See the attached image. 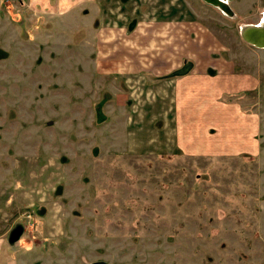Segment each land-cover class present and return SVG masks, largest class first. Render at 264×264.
Segmentation results:
<instances>
[{
	"label": "rangeland",
	"instance_id": "1",
	"mask_svg": "<svg viewBox=\"0 0 264 264\" xmlns=\"http://www.w3.org/2000/svg\"><path fill=\"white\" fill-rule=\"evenodd\" d=\"M94 3L0 1V264H264V49L240 36L264 0ZM204 54L258 79L257 143L245 130L235 158L185 156L176 78L154 79Z\"/></svg>",
	"mask_w": 264,
	"mask_h": 264
},
{
	"label": "crops",
	"instance_id": "2",
	"mask_svg": "<svg viewBox=\"0 0 264 264\" xmlns=\"http://www.w3.org/2000/svg\"><path fill=\"white\" fill-rule=\"evenodd\" d=\"M95 1L92 0L93 4ZM20 2L22 7L18 13L25 11L33 13L36 10L41 14L40 16H48L52 13L65 16L74 11V8H80L85 0H22ZM199 36H201L198 40L199 45H202L201 41H203V44H206L205 48L208 49L207 43L211 41V34L202 30ZM208 59V55L204 54L202 58L204 63L200 64L193 60L196 65L190 73L173 77L177 79L173 81L174 88H171L170 92L167 91L172 100L170 109L172 112L169 117L175 126L178 148H181L185 156L235 158L241 154L240 151H232V149L245 130H251L249 139L257 143L256 136L261 125L260 113H255V109L260 107L258 79L256 83L255 75L236 71V65L231 61L220 58L216 64L210 65ZM253 67L256 68L257 75L261 74L260 64ZM173 71L163 76L170 75ZM245 93L248 95L243 98L242 95ZM245 106L250 109L247 111ZM255 145L253 144L257 148Z\"/></svg>",
	"mask_w": 264,
	"mask_h": 264
},
{
	"label": "water",
	"instance_id": "3",
	"mask_svg": "<svg viewBox=\"0 0 264 264\" xmlns=\"http://www.w3.org/2000/svg\"><path fill=\"white\" fill-rule=\"evenodd\" d=\"M207 4L220 9L224 14L233 16L234 12L228 2L231 0H204ZM242 40L257 49H264V22L260 24L248 25L241 29ZM92 264H109L105 261H98Z\"/></svg>",
	"mask_w": 264,
	"mask_h": 264
},
{
	"label": "trees",
	"instance_id": "4",
	"mask_svg": "<svg viewBox=\"0 0 264 264\" xmlns=\"http://www.w3.org/2000/svg\"><path fill=\"white\" fill-rule=\"evenodd\" d=\"M131 27V26H130ZM132 28H130L129 30H131ZM190 71H192V69L188 68L186 65H183L180 69L174 71L172 74L167 75V76H162V77H156L154 79H156V81L160 82L163 80H167L171 77H178V76H183L186 75L187 73H189ZM148 82H155V81H151L150 79L148 80ZM151 84V83H150Z\"/></svg>",
	"mask_w": 264,
	"mask_h": 264
},
{
	"label": "flooded vegetation",
	"instance_id": "5",
	"mask_svg": "<svg viewBox=\"0 0 264 264\" xmlns=\"http://www.w3.org/2000/svg\"><path fill=\"white\" fill-rule=\"evenodd\" d=\"M234 1H235V0H231V1L228 2L230 8L232 7L231 4H232V2H234ZM254 1L258 3L260 0H257V1L254 0ZM252 15H256V12L252 13ZM263 22H264V17L262 18V21H260V23H263ZM260 23H258V24H260ZM16 239L19 240V236H17ZM10 241H11V239H10ZM14 241H15V240H14ZM11 242H13V241H11Z\"/></svg>",
	"mask_w": 264,
	"mask_h": 264
},
{
	"label": "built area",
	"instance_id": "6",
	"mask_svg": "<svg viewBox=\"0 0 264 264\" xmlns=\"http://www.w3.org/2000/svg\"><path fill=\"white\" fill-rule=\"evenodd\" d=\"M8 1V0H7ZM11 1V0H10Z\"/></svg>",
	"mask_w": 264,
	"mask_h": 264
}]
</instances>
